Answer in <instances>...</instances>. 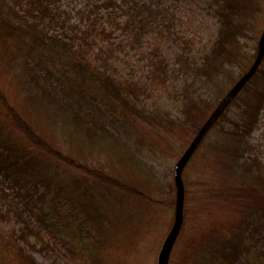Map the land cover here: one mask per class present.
<instances>
[{
  "label": "trees",
  "instance_id": "16d2710c",
  "mask_svg": "<svg viewBox=\"0 0 264 264\" xmlns=\"http://www.w3.org/2000/svg\"><path fill=\"white\" fill-rule=\"evenodd\" d=\"M84 1L81 28L61 0H0V72L23 95L20 109L0 85V224H16L0 228V264H41L32 250L58 249L85 264H131L158 247L176 221L179 186L175 171L157 182L143 154L185 152L260 51L264 0H207L216 35L198 62L184 41L176 63L193 80L172 116L148 108L145 86L115 77L111 62L114 31L136 43L160 10L144 0ZM100 16L108 25L98 27ZM150 66V80L164 85L158 48ZM262 112L264 46L181 169L182 221L166 264H264V162L248 140Z\"/></svg>",
  "mask_w": 264,
  "mask_h": 264
},
{
  "label": "rangeland",
  "instance_id": "374dc122",
  "mask_svg": "<svg viewBox=\"0 0 264 264\" xmlns=\"http://www.w3.org/2000/svg\"><path fill=\"white\" fill-rule=\"evenodd\" d=\"M144 1L152 8L160 10V15L151 20L149 28L136 43L132 41L128 31H122L121 29L114 31L110 37L115 43H118L111 59L114 76L120 79L134 80L145 86L147 92L145 103L148 108L156 105L172 116H176L181 106L177 94L185 82L193 80L192 76L178 71L176 56L181 52L184 41H187L192 60L194 62L200 61L202 54L208 52L215 38L217 31L216 18L207 8V0ZM84 2V0H61V9L69 15L70 22L81 28L87 23L85 19L81 20L80 17L82 16L78 12L84 7ZM105 18L103 16L99 17L98 27L108 25V20ZM124 18H120V20L123 21ZM244 42L247 51L255 52L257 47L255 39H248ZM154 48L159 49L167 63L168 79L164 85L156 84L149 78L150 60ZM234 71L236 75L238 70L234 69ZM10 77H12L11 72H0V85L6 91L8 99L21 109L23 98L21 87L16 86L15 82L9 85ZM201 92L205 93L206 91L203 89ZM226 92L224 89L222 95ZM206 93L211 94L209 89ZM237 110L236 104L231 105L228 111L229 117H235ZM226 124L228 125L229 122H226ZM55 136L56 143L67 147V139L62 133L55 132ZM248 140L253 146L254 154L264 162V112L260 115V120ZM173 152V154L164 157L143 154L144 161L155 171L154 178L161 185L167 184L174 178L175 166L180 156L184 154L183 148L178 146ZM176 154H179V156ZM68 172H70V169ZM179 192L178 187L177 207L180 198ZM15 227L16 224L11 219H7L0 224V228L5 233H10ZM167 234L162 237L158 247H151L149 253L141 250L135 258L129 256L127 261L131 264H158V256ZM31 253L36 261L41 264H85L84 259L66 254L63 249L57 250V256L39 253L36 250H32Z\"/></svg>",
  "mask_w": 264,
  "mask_h": 264
},
{
  "label": "water",
  "instance_id": "95a60500",
  "mask_svg": "<svg viewBox=\"0 0 264 264\" xmlns=\"http://www.w3.org/2000/svg\"><path fill=\"white\" fill-rule=\"evenodd\" d=\"M263 46H264V33H263V36L261 39V46H260V51H259L258 57H257L256 61L254 62L252 68L247 72V74H245V76L243 78H241V80H239V82H237V84L229 91V93L221 101L218 108L215 110V112L211 115V117L208 119V121L199 130V132L197 133L193 142L190 144V146L185 151V153L181 156V158L179 159V161L176 165L175 178H176L177 184H178L179 189H180V192H179L180 198H179V204H178L177 218H176V221H175L171 231L169 232L168 236L166 237V239H165V241L161 247V250H160V253L158 256V264H166L167 263L173 242L176 238V235L178 233V230L180 228L181 221H182V191H181L182 190V184H181V178H180L181 169H182L183 165L185 164V162L187 161V159L189 158V156L191 155V153L193 152L196 145L198 144V142L201 139L205 130L212 123V121L216 118V116L220 113V111L224 108V106L228 103V101L233 97V95L237 92V90L240 88V86L243 84V82L253 72V70L257 66V64L260 60V57L262 55Z\"/></svg>",
  "mask_w": 264,
  "mask_h": 264
}]
</instances>
